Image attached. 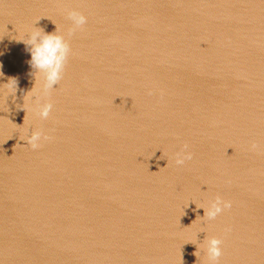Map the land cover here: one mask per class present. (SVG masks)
I'll return each mask as SVG.
<instances>
[{
	"label": "water",
	"instance_id": "water-1",
	"mask_svg": "<svg viewBox=\"0 0 264 264\" xmlns=\"http://www.w3.org/2000/svg\"><path fill=\"white\" fill-rule=\"evenodd\" d=\"M136 1L0 0L3 264H208L207 235L219 264H264V0ZM71 9L88 23L40 119L17 32L67 36ZM217 195L233 206L208 221Z\"/></svg>",
	"mask_w": 264,
	"mask_h": 264
},
{
	"label": "clouds",
	"instance_id": "clouds-1",
	"mask_svg": "<svg viewBox=\"0 0 264 264\" xmlns=\"http://www.w3.org/2000/svg\"><path fill=\"white\" fill-rule=\"evenodd\" d=\"M66 15L71 22L67 36L58 27L55 32L46 33L43 29L35 27L36 22L26 32H17V35L20 36L18 41L25 43L31 54L29 64L34 70L33 75L35 78V86L25 95L22 107L28 111L29 107L33 106L40 119L49 117L53 109L50 94L63 80L68 61L73 54L69 37L78 30H82L88 23V17L81 11L71 9L67 11ZM16 92L17 80L15 78H9L7 83L0 85V94H6L8 98L9 96L15 97ZM25 135L27 145L34 150L41 147L42 142L50 139L46 133L39 129L32 130L30 134H27L26 131ZM259 150L260 145L257 141L250 142L249 151L257 152ZM192 158L193 153L190 151L189 145L184 144L181 151L176 153L175 163L183 165ZM232 206L233 202L231 200H226L217 195L209 202L207 207L198 208L204 209L205 214L202 218L212 221L226 210L231 209ZM230 230V228L227 229V231ZM222 245L223 240L221 238L207 235L205 240L198 244V251L201 248L204 249L208 264H219L220 258L223 256ZM0 264H3V262L0 261Z\"/></svg>",
	"mask_w": 264,
	"mask_h": 264
},
{
	"label": "bare ground",
	"instance_id": "bare-ground-1",
	"mask_svg": "<svg viewBox=\"0 0 264 264\" xmlns=\"http://www.w3.org/2000/svg\"><path fill=\"white\" fill-rule=\"evenodd\" d=\"M190 2V0H183L182 1V3H180L179 5H178V7L180 8L179 10H178V14H180V12L185 8V6L188 4ZM123 2H119L118 1V3H117V5H120V4H122ZM136 3V6H135V8H134V11H133V13H132V16H134V18H138L139 17V12L138 11H140V9H141V7L143 6V4L142 3H140L139 2V0L138 1H136L135 2ZM150 7H151V5H150ZM159 12V11H158ZM94 49H93V47H91L90 48V51H93Z\"/></svg>",
	"mask_w": 264,
	"mask_h": 264
}]
</instances>
